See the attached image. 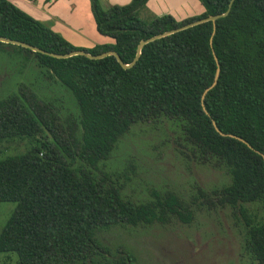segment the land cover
Segmentation results:
<instances>
[{"label":"trees","instance_id":"obj_1","mask_svg":"<svg viewBox=\"0 0 264 264\" xmlns=\"http://www.w3.org/2000/svg\"><path fill=\"white\" fill-rule=\"evenodd\" d=\"M199 1L198 14L147 19L139 13L146 0L107 7L91 0L95 27L110 40L82 46L13 1L0 0V35L57 53L115 49L124 62L134 58L141 39L229 6L214 29L205 20L145 42L128 67L113 54L58 57L0 40V49L9 45L33 55L71 90L79 110L78 119L62 118L25 84L0 98V144L28 141L25 150L0 155V201L15 202L0 229V252L16 255L13 263L0 264H100L110 253L97 237L100 229L190 223L191 202L208 210L229 207L242 227L240 264L264 263V0ZM214 54L219 73L204 94L206 112L201 95L215 75ZM162 118L175 124V147L184 158L224 166L230 181L198 187L190 201L171 188H151L150 198L134 201L89 167L107 158L134 123ZM212 120L251 146L221 134ZM121 248L112 262L134 260Z\"/></svg>","mask_w":264,"mask_h":264},{"label":"rangeland","instance_id":"obj_2","mask_svg":"<svg viewBox=\"0 0 264 264\" xmlns=\"http://www.w3.org/2000/svg\"><path fill=\"white\" fill-rule=\"evenodd\" d=\"M60 1L67 3V19L49 22V25L63 35L74 34L76 38L82 35L87 40L76 42L70 36L77 45L90 46L98 42L101 35L94 29L91 0H57L56 3ZM99 2L103 7L110 5L106 1ZM202 10L199 0H146L139 13L148 19L170 11L177 19H182ZM20 84H25L40 99L52 102L62 118L70 115L78 119L79 110L71 90L48 75L47 68L39 65L33 55L6 45L0 49V98L17 92ZM176 133L175 124L166 118L134 123L119 137L107 158L89 167L96 175L119 185L122 195L134 201L150 198L151 188H171L190 201L198 187L210 189L230 181L224 166L184 158L175 147ZM27 146V139L4 141L0 144V155L23 151ZM191 205L195 211L190 223L173 219L167 223L114 224L100 229L97 237L110 253L99 263L116 264L112 261L121 253V247L134 258L122 264L243 263L245 260L240 256L242 227L230 208L208 210L196 208L192 202ZM14 207V201H0V229ZM15 259L14 253L0 252V262L13 263Z\"/></svg>","mask_w":264,"mask_h":264},{"label":"water","instance_id":"obj_3","mask_svg":"<svg viewBox=\"0 0 264 264\" xmlns=\"http://www.w3.org/2000/svg\"><path fill=\"white\" fill-rule=\"evenodd\" d=\"M232 1V0H231ZM230 1V3H231ZM229 3V5H230ZM229 11V6L227 7V9H225L224 11L222 12H218V13H215V14H208L206 16H202V17H199V18H196L194 20H191L189 22H186L180 26H177V27H174V28H171V29H168V30H165V31H162V32H159L157 34H154L152 36H149L147 38H143L141 39L138 44H137V51H136V54L134 56V58L130 61V62H124L119 53L115 50V49H109V50H105V51H102V52H99V53H91L85 49H73L69 52H66V53H57V52H53V51H47L43 48H40L34 44H31V43H28V42H25V41H22V40H19V39H14V38H9V37H6V36H3V35H0V40L1 41H4V42H11V43H16V44H20L22 46H25V47H28L32 50H35V51H40V52H43V53H48L50 55H53V56H58V57H62V56H68V55H72V54H75V53H83L89 57H92V58H97V57H102L104 55H107V54H113L115 55V57L117 58V60L120 62V64L124 67H128L130 65H132L136 59L138 58L139 54H140V50H141V46L153 39V38H156V37H159L161 35H164V34H167L169 32H172V31H175V30H178V29H181V28H184V27H187V26H190V25H193L195 23H198V22H201V21H205V20H211L212 23H213V29L215 28V21L218 17L222 16V15H225L227 12ZM214 58L216 60V64H217V67H216V70H215V75H214V78L212 80V82L206 86L202 92V95H201V100H202V105H203V108L204 110L207 112L206 108L204 107V104H203V97H204V94L206 93V91L212 87L215 83H216V80H217V76H218V73H219V61H218V58L217 56L214 54ZM213 122V125L215 126L216 130H218L221 134H226V135H230V136H234V137H237L239 139H241L242 141L246 142L249 146H251L247 141L246 139H244L243 137L241 136H238L234 133H230V132H223L221 129H219V127L217 126L215 120H212ZM264 264V263H263Z\"/></svg>","mask_w":264,"mask_h":264},{"label":"crops","instance_id":"obj_4","mask_svg":"<svg viewBox=\"0 0 264 264\" xmlns=\"http://www.w3.org/2000/svg\"><path fill=\"white\" fill-rule=\"evenodd\" d=\"M11 1H13L15 4H17L19 7H21L25 11L29 12L34 17H36L40 20H43L44 22H46L48 24H49V22H53L55 20L64 21V19H67V14L69 12V11L66 12L65 8L67 7V3H65L64 1H60L57 3H56L57 0H11ZM67 1L70 2L72 0H67ZM102 1H106L107 4L108 3L109 4H113V3L123 4V3L129 2L130 0H102ZM166 12L173 14L170 11H163L160 13H166ZM190 15H194V14H189L187 16H190ZM79 21L80 20H78L77 22H79ZM93 22H94L95 31L99 35H101V37L98 38V40H99L98 42L110 40V38L108 36L101 34V33H99V31H97V29L95 27L94 17H93ZM69 23H72V22H69ZM64 36H66V38H68V39L71 36L72 38H74L73 40H75L76 42H80V41L81 42H87L86 39L82 38V35H79L78 38H76L74 36V34H70V36H69V33L67 35H64Z\"/></svg>","mask_w":264,"mask_h":264},{"label":"flooded vegetation","instance_id":"obj_5","mask_svg":"<svg viewBox=\"0 0 264 264\" xmlns=\"http://www.w3.org/2000/svg\"><path fill=\"white\" fill-rule=\"evenodd\" d=\"M185 223V222H184Z\"/></svg>","mask_w":264,"mask_h":264}]
</instances>
